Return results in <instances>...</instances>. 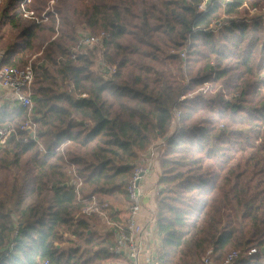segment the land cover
Returning a JSON list of instances; mask_svg holds the SVG:
<instances>
[{
	"label": "trees",
	"instance_id": "16d2710c",
	"mask_svg": "<svg viewBox=\"0 0 264 264\" xmlns=\"http://www.w3.org/2000/svg\"><path fill=\"white\" fill-rule=\"evenodd\" d=\"M22 1L0 2V53L3 65H32L47 153L23 141L26 109L0 102V125L15 130L0 149V254L14 244L0 264L122 258L110 252L112 233L98 215L76 218L85 205L56 149L66 145L83 197L108 203L120 221L141 154L162 139L153 213L160 263L204 264L211 251V263L222 264L232 251L264 252V24L204 30L264 0H214L201 13L202 0H58L41 24L23 17ZM50 1L29 8L42 13ZM79 27L108 32L105 49L73 60ZM210 80L215 93L198 92ZM175 109L181 118L168 137ZM237 264H264V255Z\"/></svg>",
	"mask_w": 264,
	"mask_h": 264
},
{
	"label": "built area",
	"instance_id": "2783aa9c",
	"mask_svg": "<svg viewBox=\"0 0 264 264\" xmlns=\"http://www.w3.org/2000/svg\"><path fill=\"white\" fill-rule=\"evenodd\" d=\"M191 1V0H184ZM33 0H23L21 3V11L23 17L29 21L35 22L36 24L44 23L48 20V12L53 11V5L55 1L52 0L49 3L47 9L38 13L37 11L30 9L29 6L32 4ZM206 0H202V3L199 5V12H205L208 8H205ZM222 4L225 5V1H222ZM236 20L240 22H245L252 24L255 22L264 23V6L260 7H248V11L243 16L239 17H227L224 16L220 19L213 20L210 25L205 28L206 32L216 33L222 28L230 25L231 21ZM196 31V30H194ZM78 37L75 46L72 48V59L75 60L79 55L86 54L90 51L95 50H104L105 45L110 39V34L108 32H101L99 34H92L85 27L78 28ZM187 50L186 48L180 52V56L183 61H186ZM3 56L0 54V86L1 88L7 90L10 93L11 99H13V104L15 106H20L26 109L27 119L22 124L20 130L26 131L27 136L23 139L25 143L35 142L38 146V149L42 153H47L46 148L40 141L38 137V128H39V118L41 114L35 118L34 113V101L32 99V86L34 83V70L32 65L29 63L25 67H10L3 65ZM211 66L216 67V63H212ZM108 73H113L116 71L115 67L106 66ZM215 78L213 74L212 79ZM264 78V73L262 74ZM185 84V85H184ZM182 88L187 84L184 83ZM212 80L206 83L205 88L201 91L206 94L209 88H213ZM85 97V95L83 96ZM188 97H192V94H189ZM185 97H182L184 99ZM181 118V111L179 109L174 110V124L178 123ZM178 129V127H177ZM15 133V130L9 126L0 125V148H3L7 145L10 137ZM177 133V131H176ZM159 143V144H158ZM146 152L143 158H141L142 163L137 164V167L134 171L133 177L128 184L127 191L129 195V206L127 208V217L124 221H115L110 216V208L108 203L100 204L96 196L83 197L81 188L83 186L82 179L77 175L74 165H72L66 155L65 147L56 149V153L60 154L67 167H70L72 172L73 179V188L74 193L77 195L78 200L83 203L85 206L79 214L76 215V218L79 216H92L98 215L102 222L109 227L112 232L114 245L110 249V252L114 255L124 256L129 261V264H161L157 259V250L152 248L148 249L144 246L143 241V231L140 228V218L141 212L143 209V201L145 198L144 193V180L151 177L156 170V161L158 155L166 146V140H161ZM157 145V146H156ZM156 146V147H154ZM142 157V156H141ZM153 221V219L151 220ZM155 221V220H154ZM17 235L15 233L14 237ZM13 242H11L8 250L1 253L5 254L7 251L13 249ZM257 255H264L263 251L258 249H252L249 252L242 253L240 251L230 252L222 264H237L240 261H249ZM211 251L202 258L204 264L211 263ZM40 264H53L50 260L46 259L40 262Z\"/></svg>",
	"mask_w": 264,
	"mask_h": 264
},
{
	"label": "crops",
	"instance_id": "0c3cea01",
	"mask_svg": "<svg viewBox=\"0 0 264 264\" xmlns=\"http://www.w3.org/2000/svg\"><path fill=\"white\" fill-rule=\"evenodd\" d=\"M0 54L2 56H4L3 53H0ZM12 100L13 99H11L10 93L7 90L1 88V86H0V102H2V104H9V105L15 106L13 104ZM176 124H174V120H173L172 129H171L172 134L171 135H173L174 132H176V130H177ZM171 135L169 134V136H171ZM160 141L161 140H158L156 143H154V145L157 144ZM152 146H150L147 150H145L141 154L142 157H140L138 165L142 163L141 158L144 157L146 152H148V150ZM156 146H154V147H156ZM160 154H161V152L159 153L158 158H159ZM158 158H157V161H156V170H155L154 174L151 177H149V178L144 180L145 198H144V201H143V209H142V212H141L140 228H141V230L143 231V234H144V237H143L144 238L143 239L144 246L146 248H148V249H152V248L154 249L159 244V243L157 244L158 240H155V237H156L155 231L156 230H155V221H154L155 219L153 217V213L156 210V195H157L158 191L160 190V187L158 186V176H159V173H160V168H159V164H158ZM128 206H129V203L126 204L125 206L121 207V215H120L121 216V220L120 221H124L125 218L127 217V213H128L127 212V208H128ZM152 219H153V221H151ZM105 230L106 231H110L109 227L104 224V228L102 229V231H105ZM112 237H113V235H112ZM154 251H155V249H154ZM122 258H124L126 260L127 264H129V261L127 260V258H125L124 256H122Z\"/></svg>",
	"mask_w": 264,
	"mask_h": 264
},
{
	"label": "rangeland",
	"instance_id": "374dc122",
	"mask_svg": "<svg viewBox=\"0 0 264 264\" xmlns=\"http://www.w3.org/2000/svg\"><path fill=\"white\" fill-rule=\"evenodd\" d=\"M51 1H52V0H51ZM54 1H55V3H57L58 0H54ZM0 2H1V0H0ZM172 53H173V52H172ZM184 62H185V61H184ZM186 81H188L187 78L184 79V80H181V86H183V84L186 83ZM184 85H185V84H184ZM211 87H213V85H212ZM203 88H205V86H204ZM203 88H202V89H203ZM211 89H212V88H211ZM198 92H202L201 89H200V91H198ZM208 92H209V94H208ZM208 92L206 93L207 96H208V95H212V94L215 93L214 90H213V91H208ZM196 94H197V93L192 94V97H194ZM202 94H203V95H206V94H204L203 92H202ZM192 97H191V98H192ZM176 126L178 127V124H176ZM174 133H175V132H174ZM169 134L171 135L172 132H170ZM169 134H168V137H170ZM14 235H15V234H14ZM240 252H243V251H240ZM105 264H127V262H126V260H125L124 258H118V259H116L115 261H109V262H106Z\"/></svg>",
	"mask_w": 264,
	"mask_h": 264
},
{
	"label": "water",
	"instance_id": "95a60500",
	"mask_svg": "<svg viewBox=\"0 0 264 264\" xmlns=\"http://www.w3.org/2000/svg\"><path fill=\"white\" fill-rule=\"evenodd\" d=\"M213 1H214V0H206L204 7H205V8H209V7L212 5ZM0 149H1V148H0Z\"/></svg>",
	"mask_w": 264,
	"mask_h": 264
}]
</instances>
